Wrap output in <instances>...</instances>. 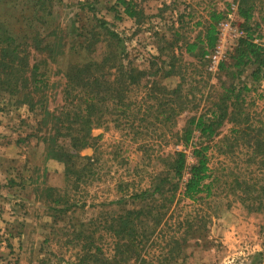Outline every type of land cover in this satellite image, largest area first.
<instances>
[{
	"label": "rangeland",
	"instance_id": "1",
	"mask_svg": "<svg viewBox=\"0 0 264 264\" xmlns=\"http://www.w3.org/2000/svg\"><path fill=\"white\" fill-rule=\"evenodd\" d=\"M118 1L42 0L36 4V0H3L0 14L14 21L12 31L19 41L40 36L65 45V56L58 62H40V70L49 77L51 108L63 105L67 67L102 59L114 43L106 34L107 25L124 40L127 67L143 69L147 74L142 85H131V107L128 118L121 119L122 127H115L117 115L113 114L107 125L93 130V135L100 137L101 177L97 179V175L90 185L71 196L72 200L86 202V206L56 217L45 190L66 189L67 181L64 164L46 159L43 139L49 131L27 105L18 106L16 98L0 96V264H40L44 258H51L50 264L75 260L77 250L65 245L59 228L118 214L121 207L117 200L123 197L118 191L119 183L130 184L125 193L149 188L151 176L163 168L162 157L183 150L190 168L197 162L193 150L201 144L211 145L207 154L217 179L214 195L198 210H193L189 200L180 208L183 213H199L211 219L205 232L190 239L187 261L181 264H264V155L256 152L255 143L257 136L264 137V77L259 81L253 78V65L242 74L233 66L221 69L223 63L228 66L234 62L232 56L240 39L246 36V26L238 12L240 0H163L158 9L161 0H132L141 13L138 19L128 18ZM211 10L225 12L227 17L222 21L231 20L238 31V35L227 31L221 36L223 40L219 35L221 59L216 69L211 57L217 48L204 59L184 49L185 42L193 41L202 32L203 27L197 24L206 22ZM254 14L256 42L264 46V0H256ZM36 56L34 61L43 58ZM173 61L175 65L170 67ZM153 81L169 88L182 82L183 95L188 97L186 110L172 114L165 123L157 121L154 113L147 112L149 106L159 103L147 95ZM230 87L241 90L235 105L242 110L238 120L241 123L226 120L210 142L194 124L189 144L178 145V132L193 117L210 115L221 94ZM229 105L230 110L235 108ZM81 153L93 155L94 150L87 148ZM170 222L175 224L174 220ZM112 247L108 238L104 248L109 252Z\"/></svg>",
	"mask_w": 264,
	"mask_h": 264
},
{
	"label": "trees",
	"instance_id": "2",
	"mask_svg": "<svg viewBox=\"0 0 264 264\" xmlns=\"http://www.w3.org/2000/svg\"><path fill=\"white\" fill-rule=\"evenodd\" d=\"M38 2L42 3V0H36V4ZM118 3L122 4L123 11L129 17H140L141 13L132 0H119ZM255 6L256 0L239 1L238 12L244 20L246 36L240 39L232 56L234 62L228 66L223 63L221 69L233 66L238 74H242L246 67L253 65L252 76L259 81L264 77V46L256 42V28L252 26ZM226 17L223 11L211 10L208 20L197 24L203 27L202 32L193 41L185 42L186 53L204 59L216 48L219 41L218 24ZM13 22L0 14V96L9 95L16 98V105H27L47 127L49 135L43 139L46 143V159L64 164L67 188L48 187L45 192L47 201L55 207L53 211L56 214L53 215H66L86 206V202L72 200V193L79 191L82 186L90 185L97 175V179L101 177L98 172L100 137L94 136L93 130L107 125L108 117L113 114L117 115L116 120H113L116 121L115 127H122L121 119L128 118L131 107V85H142L147 72L127 67L124 40L103 23L106 34L114 43L108 46L102 59L74 63L67 67L63 105L61 108H51L47 93L50 88L49 77L40 70V62H58L61 56H65V45L60 41H45L40 36L30 37L26 42L19 41L12 31ZM178 50L179 54L182 53L180 47ZM36 55L43 58L34 61ZM176 57L174 55L173 59ZM174 65L173 61L169 66ZM238 74L234 72L233 76ZM151 83L147 95L159 100V103L156 107L149 106L147 112L154 113L157 121L165 123L172 119V114L179 115L186 110L188 97L183 95L182 82L174 88L156 81ZM245 89L250 88L246 86ZM236 91L235 87L226 88L210 115L201 113L193 117L188 126L178 132L177 144H189L194 124L207 142L219 134L226 120L240 124L238 120L242 110L235 105L241 97V90L237 94ZM229 103L235 108L230 110ZM145 117L148 115L145 114ZM235 131L240 132L239 128ZM255 143L256 152L264 155V137L257 136ZM87 148H93V155L81 153ZM210 148V144L195 148L193 154L197 162L190 168L185 151L168 153L161 158L162 170L151 176L149 188L125 193L130 184L119 183L118 191L123 197L117 200L121 207L118 214L83 220L79 226L59 228L58 232L65 238V245H72L77 250L75 260L63 259L61 264L185 263L190 239L205 232L211 218L200 216L199 213H183L180 206L189 200L193 210H198L213 197L217 179L207 154ZM187 168L189 172L185 178ZM127 204L131 207H127ZM171 220L175 224H171ZM108 238L113 246L109 252L104 248ZM50 263L51 258H44L40 262Z\"/></svg>",
	"mask_w": 264,
	"mask_h": 264
},
{
	"label": "built area",
	"instance_id": "3",
	"mask_svg": "<svg viewBox=\"0 0 264 264\" xmlns=\"http://www.w3.org/2000/svg\"><path fill=\"white\" fill-rule=\"evenodd\" d=\"M218 30H219L220 37L224 36L227 31H233L234 34L238 35V31L236 28L233 27V23L231 20L226 19V20L220 22ZM223 39H224V37L220 38V40H223ZM216 48H217V50L214 52V54H212V57H211L213 59V61L215 62V66H214L215 69L217 68V65L219 64V60L221 59L220 58V51H219L220 47L218 44H217Z\"/></svg>",
	"mask_w": 264,
	"mask_h": 264
},
{
	"label": "crops",
	"instance_id": "4",
	"mask_svg": "<svg viewBox=\"0 0 264 264\" xmlns=\"http://www.w3.org/2000/svg\"><path fill=\"white\" fill-rule=\"evenodd\" d=\"M158 1H159V0H157V2H158ZM166 1H167V3L170 2V0H166ZM159 3H160V4L157 3V9L160 8V7H162V5H163V4H162V3H163V0L159 1ZM2 4H4V2H3V0H0V8H1V5H2ZM124 13H125V12H124ZM125 14H126V13H125ZM126 16H127L128 18H131V17H129L127 14H126Z\"/></svg>",
	"mask_w": 264,
	"mask_h": 264
}]
</instances>
